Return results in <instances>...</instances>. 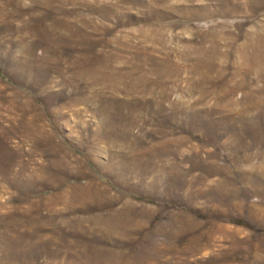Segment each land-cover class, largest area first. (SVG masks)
<instances>
[{
    "label": "rangeland",
    "instance_id": "1",
    "mask_svg": "<svg viewBox=\"0 0 264 264\" xmlns=\"http://www.w3.org/2000/svg\"><path fill=\"white\" fill-rule=\"evenodd\" d=\"M0 264H264V0H0Z\"/></svg>",
    "mask_w": 264,
    "mask_h": 264
}]
</instances>
